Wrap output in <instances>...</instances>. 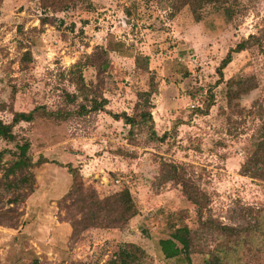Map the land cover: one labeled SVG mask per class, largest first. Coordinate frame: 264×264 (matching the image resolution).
Returning <instances> with one entry per match:
<instances>
[{
	"label": "rangeland",
	"instance_id": "374dc122",
	"mask_svg": "<svg viewBox=\"0 0 264 264\" xmlns=\"http://www.w3.org/2000/svg\"><path fill=\"white\" fill-rule=\"evenodd\" d=\"M166 3L0 0V118L9 122L13 111L39 108L13 128L14 141L0 138V207L7 210L0 264H110L125 242L144 249L142 264H210L211 251L228 264H264V213L259 231L239 237L202 223L244 225L264 205V179L241 170L264 122V0H228L229 13L206 5L199 21L187 6L176 12ZM253 34L260 40L233 53L219 78L228 49ZM96 46L109 52L97 75L94 67L75 66ZM138 53L148 55L147 71L135 70ZM80 71L96 98H107L105 111L126 112L136 124L82 110L91 103L76 88ZM151 76L157 92L150 108L138 92ZM240 78L248 90L238 89ZM149 111L153 120L138 122ZM24 140L32 166L4 177ZM66 163L100 197L127 187L137 214L118 229L71 235L60 207L72 182ZM19 174L30 184L11 185ZM186 191L204 195L201 216ZM178 225L196 230L193 250L187 259H166L158 240Z\"/></svg>",
	"mask_w": 264,
	"mask_h": 264
},
{
	"label": "trees",
	"instance_id": "16d2710c",
	"mask_svg": "<svg viewBox=\"0 0 264 264\" xmlns=\"http://www.w3.org/2000/svg\"><path fill=\"white\" fill-rule=\"evenodd\" d=\"M167 3L164 5L166 7H173L177 12L181 7L187 6L194 19L199 21L202 17V9L206 5H211L216 9L223 8L226 9V13H229V7L227 5L228 0H166ZM258 35H249L247 38H242L233 48L228 49L226 55L221 59L217 72L219 78L223 75V69L231 61L233 53L240 52L247 48L250 41L258 42ZM108 49L103 46H96L94 50L83 56V60L78 61L75 66L78 67H94L96 70V75L108 66L109 57ZM148 55H142L140 53L136 54L134 57L135 70H148ZM80 70V69H79ZM87 83L92 84V81L86 82L84 80L81 71L76 75V85L77 90H80L84 99L91 103V107L87 109L85 105H81V109L84 111H105L104 106L107 104V98L100 96V99L96 98L91 89H88ZM230 83V82H228ZM238 85L239 90H248L246 88V82L243 79H238L235 81ZM92 92V95H89ZM157 92L156 81L153 76L150 77L148 87L144 91L138 92V97L142 100V104L147 107H153L151 101L152 95ZM75 95H72V98ZM71 98V100H72ZM89 98V99H88ZM39 111L38 107H34L29 111H13L11 120L9 122H4L0 118V138L6 141H14L15 133L13 128L20 122H30L35 117V113ZM107 112V111H105ZM202 113V111H199ZM43 114H48L43 108ZM69 114V113H68ZM115 120L122 119L125 124H129L130 128L136 124L134 118L131 117L126 112H107ZM141 123L151 122L152 116L150 111L141 114ZM141 123H138L141 125ZM131 132V129L128 131ZM161 139H163L161 137ZM253 151L241 164V170L243 174H250L252 178L264 179V122L258 126L257 132L252 136ZM29 141L24 140L21 144L16 145L17 151L13 154L14 158L10 161L8 166L3 171V176H16L17 172L27 171L33 164L31 157L28 155ZM4 152L9 150L5 149ZM2 153L0 152V156ZM70 175L72 176V182L69 191H67L60 199L62 203L61 208H65L67 211L66 217L69 218L72 227L71 235L78 234L79 230H86L90 228H120L128 223V221L133 218L138 210L134 202V199L127 187H122L117 191L105 196H98L95 188L82 180L80 171L77 167H74L71 163H66L64 165ZM172 174L176 172V178L181 180V177L177 176V168L173 167L171 169ZM30 184L28 176L20 175L17 180L11 181V185L18 186L21 188L24 184ZM187 198L195 205L196 210L199 215H202L203 208L206 206V201L204 200V195L192 197L189 193H185ZM23 199V193L19 195H14L13 202L18 203ZM69 201V204H67ZM0 207V220L7 218V210L1 209ZM251 211V210H250ZM264 213V205L255 210L252 215V220H248L244 225L233 226L225 225L223 223L214 224L211 218L202 223H206L209 226L224 232L227 235L241 236L245 233H250L251 231H259V222ZM79 214V217H77ZM196 230L188 227L187 225H178L172 231L169 232L167 237L160 238L158 240L159 249L164 258H176L179 260L181 258L187 259L189 253L193 250L192 245L194 241L193 234ZM197 233V232H196ZM145 256L144 249L132 242H125L120 244L114 252V257L111 259L110 264H142ZM210 264H228L223 261L220 254L214 251L209 252Z\"/></svg>",
	"mask_w": 264,
	"mask_h": 264
}]
</instances>
